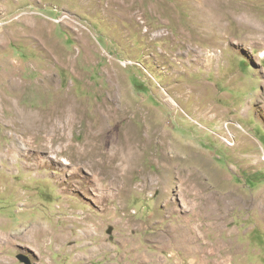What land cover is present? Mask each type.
Returning a JSON list of instances; mask_svg holds the SVG:
<instances>
[{
	"label": "rangeland",
	"instance_id": "1",
	"mask_svg": "<svg viewBox=\"0 0 264 264\" xmlns=\"http://www.w3.org/2000/svg\"><path fill=\"white\" fill-rule=\"evenodd\" d=\"M0 235V264H264V0H0Z\"/></svg>",
	"mask_w": 264,
	"mask_h": 264
},
{
	"label": "bare ground",
	"instance_id": "2",
	"mask_svg": "<svg viewBox=\"0 0 264 264\" xmlns=\"http://www.w3.org/2000/svg\"><path fill=\"white\" fill-rule=\"evenodd\" d=\"M208 12V11H207ZM205 15H206V13H205ZM205 21V20H204ZM204 31V30H203ZM59 105V104H58ZM112 106V105H111ZM127 107V106H126ZM110 108V107H109ZM64 110V109H63ZM68 110V109H67ZM111 110V109H110ZM213 110V109H212ZM125 112V111H124ZM216 112V111H215ZM218 114V113H217ZM66 117V116H65ZM218 118V117H217ZM27 122H30V123H33V124H43V126H44V121H41V120H39V119H35V117H28L27 119ZM57 121V120H56ZM70 121V120H69ZM67 123V122H66ZM70 123V122H69ZM46 124V123H45ZM52 125L54 126L53 128L55 129V131L57 132V136H56V139H57V137L59 136V131L61 130V128L59 127V125H57L56 123L54 124V123H52ZM68 125V124H67ZM21 126V125H20ZM42 126V125H41ZM42 126V127H43ZM66 126V125H65ZM26 127V125L24 124V125H22L21 126V128H25ZM42 127L40 128V129H42ZM52 128V129H53ZM38 129V128H37ZM44 129V128H43ZM50 130V129H49ZM51 131H53V130H51ZM56 134V133H55ZM94 134V133H93ZM35 135V134H34ZM114 136V135H113ZM53 137V136H52ZM54 138V137H53ZM59 138V137H58ZM18 139V138H17ZM110 140H112V139H110ZM53 141V140H52ZM126 141V140H125ZM226 141L228 142V140L226 139ZM30 142V141H29ZM59 142V141H58ZM53 143V142H52ZM111 143V142H110ZM30 144V143H29ZM58 144V143H57ZM112 144V143H111ZM52 145V144H51ZM61 145V144H60ZM115 145H116V143H115ZM119 145V144H118ZM122 145V144H121ZM80 146V145H79ZM27 147V146H26ZM128 147H130V145H128ZM31 148V147H30ZM55 149V148H54ZM57 149V148H56ZM51 150V149H50ZM68 150H69V148H68ZM112 150V149H111ZM49 151V150H48ZM61 151V150H60ZM112 151H114V150H112ZM63 152V151H62ZM81 155V154H80ZM68 156V155H67ZM69 157H71V156H69ZM82 158V157H81ZM55 159V158H54ZM88 160V159H87ZM177 160V159H176ZM86 161V160H85ZM81 162V161H80ZM91 163H93V162H91ZM97 163V162H96ZM104 163V162H103ZM98 165V164H97ZM73 166H74V164H73ZM83 167V166H82ZM99 168V167H98ZM187 168V167H186ZM193 168V167H192ZM87 169V168H86ZM189 170V169H188ZM182 171H185V170H183L182 169ZM188 172V171H187ZM198 175V174H197ZM182 176H184V174L182 175ZM202 207V206H201ZM199 214V213H198ZM197 214V215H198ZM219 222V221H218ZM216 224H218V223H216ZM220 227V226H219ZM193 228V227H192ZM196 229V228H195ZM190 230V229H189ZM201 231V230H200ZM198 232V231H197ZM25 233V232H24ZM31 234H33L34 235V237H36L37 235H39V231H37V230H32L31 231ZM196 234V233H195ZM5 235V234H4ZM24 235V234H23ZM26 235V234H25ZM1 236V235H0ZM32 236V235H31ZM29 237V236H28ZM160 238H162V237H164L165 238V235H161L160 234V236H159ZM197 237V236H196ZM196 237H194V238H192L193 240H195L196 239ZM33 238V237H32ZM9 239V238H8ZM186 239L187 238H181L180 239V243H181V247L182 248H184L183 246H185L186 244V242L187 243H190V242H192V239L191 238H189V239H187V241H186ZM198 239H201V238H198ZM161 240V239H160ZM33 241V240H32ZM197 241V240H196ZM34 242V241H33ZM198 243H200V242H198ZM103 244V243H102ZM203 244V243H202ZM164 245V244H163ZM196 245H198V244H196ZM188 247V246H187ZM226 247H228V246H226ZM184 249H187V248H184ZM226 249V248H225ZM222 250V249H221ZM220 251V250H219ZM223 252V251H222ZM221 252V253H222ZM217 253V252H216ZM219 253V252H218ZM223 253H225V252H223ZM222 253V254H223ZM227 253V252H226ZM228 255V254H227ZM226 255V256H227ZM217 256V255H216ZM225 258V257H224ZM223 258V259H224ZM151 261V260H150ZM228 262V261H227ZM226 261H221V260H219L218 261V259L215 261V263L214 264H228Z\"/></svg>",
	"mask_w": 264,
	"mask_h": 264
}]
</instances>
